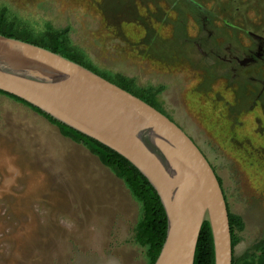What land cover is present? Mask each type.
I'll list each match as a JSON object with an SVG mask.
<instances>
[{
  "label": "rangeland",
  "instance_id": "374dc122",
  "mask_svg": "<svg viewBox=\"0 0 264 264\" xmlns=\"http://www.w3.org/2000/svg\"><path fill=\"white\" fill-rule=\"evenodd\" d=\"M35 36L70 28L101 77L163 87L242 219L233 260L264 242V0H0ZM123 181L31 108L0 94V264H149Z\"/></svg>",
  "mask_w": 264,
  "mask_h": 264
},
{
  "label": "water",
  "instance_id": "95a60500",
  "mask_svg": "<svg viewBox=\"0 0 264 264\" xmlns=\"http://www.w3.org/2000/svg\"><path fill=\"white\" fill-rule=\"evenodd\" d=\"M0 91L108 147L148 180L167 217L155 264H194L206 222L215 264H233L229 210L218 177L167 116L59 54L1 35Z\"/></svg>",
  "mask_w": 264,
  "mask_h": 264
},
{
  "label": "trees",
  "instance_id": "16d2710c",
  "mask_svg": "<svg viewBox=\"0 0 264 264\" xmlns=\"http://www.w3.org/2000/svg\"><path fill=\"white\" fill-rule=\"evenodd\" d=\"M5 15L6 10H3L0 15L1 36L39 46L50 52L59 54L101 77V75H99L90 65L87 64L86 56L72 46L69 27L61 30L49 27L42 33V35L35 36L26 30H18L12 23L5 19ZM103 79L139 98L141 101L167 116L160 109L158 102V97L164 90L163 87L138 88L133 79L127 78L121 74H116L112 80H108L106 78ZM0 94L31 108L33 111L43 116L59 129L63 137L70 139L76 144L83 145L91 155L98 158L104 167L110 169L117 179L123 181L132 197L141 205V216L135 228L134 242L146 249V256L149 260V264H155L166 240L167 217L158 194L150 185L148 180L129 161L108 147L86 137L64 124L57 122L41 112L38 108L31 106L27 102L13 95L2 91H0ZM213 170L215 171L214 168ZM218 181L222 187L219 177ZM225 200L227 203L226 197ZM227 207L229 210L228 203ZM229 223L232 248L234 249L239 242L237 232L242 231L244 225L242 219L232 214L230 210ZM258 251L259 255L257 257L246 260L242 264H264V242L258 247ZM194 264H215L214 243L210 225L207 222L204 223L201 228ZM233 264H236L234 260Z\"/></svg>",
  "mask_w": 264,
  "mask_h": 264
},
{
  "label": "crops",
  "instance_id": "0c3cea01",
  "mask_svg": "<svg viewBox=\"0 0 264 264\" xmlns=\"http://www.w3.org/2000/svg\"><path fill=\"white\" fill-rule=\"evenodd\" d=\"M98 159V158H97ZM100 162V161H99Z\"/></svg>",
  "mask_w": 264,
  "mask_h": 264
}]
</instances>
